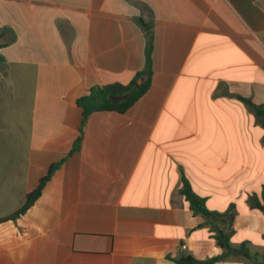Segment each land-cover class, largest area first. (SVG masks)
Instances as JSON below:
<instances>
[{"label":"crops","instance_id":"obj_1","mask_svg":"<svg viewBox=\"0 0 264 264\" xmlns=\"http://www.w3.org/2000/svg\"><path fill=\"white\" fill-rule=\"evenodd\" d=\"M139 73L81 125L91 88ZM237 96L264 104V0H0V220L55 166L0 221V264L206 260L219 232L261 261L264 127Z\"/></svg>","mask_w":264,"mask_h":264},{"label":"trees","instance_id":"obj_2","mask_svg":"<svg viewBox=\"0 0 264 264\" xmlns=\"http://www.w3.org/2000/svg\"><path fill=\"white\" fill-rule=\"evenodd\" d=\"M141 75L143 74H137L136 78L127 85L115 84L108 85L102 88H91L86 96L80 98L77 101L78 105L82 108L81 125L84 124L87 114L91 111L106 110L122 113L127 108H129L130 105L135 102L146 90V80L140 85H137L136 83V79ZM237 98L251 109L256 122L264 127V104L254 105L249 99L242 98L240 96H237ZM54 168L55 166H51L49 168L47 174L43 178H41L36 187L26 195L24 203L14 214L9 216L8 218H4L1 220L13 219L23 214L40 196L41 191L46 181L51 176ZM180 193L185 197L190 205V208L194 212L202 213L207 216L210 215V213L205 209L203 199L196 196L191 191L187 183H184L182 189H180ZM249 203L252 206H255L257 209L264 211V204L260 205L254 203L252 199L249 200ZM217 241L219 247L223 249V253L221 255L206 260H196L192 257L186 256L180 258L177 261V264H213L220 261L225 255H240L247 258L251 262V264H264V258H262L261 261L257 262V256L255 254H251L244 246H240L239 248H232L229 244L228 235L222 232L218 233Z\"/></svg>","mask_w":264,"mask_h":264}]
</instances>
